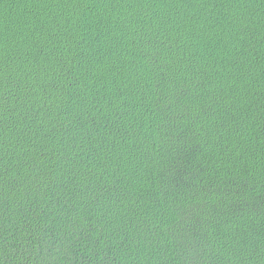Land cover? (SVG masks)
<instances>
[{
	"label": "trees",
	"instance_id": "1",
	"mask_svg": "<svg viewBox=\"0 0 264 264\" xmlns=\"http://www.w3.org/2000/svg\"><path fill=\"white\" fill-rule=\"evenodd\" d=\"M0 264H264V0H0Z\"/></svg>",
	"mask_w": 264,
	"mask_h": 264
}]
</instances>
